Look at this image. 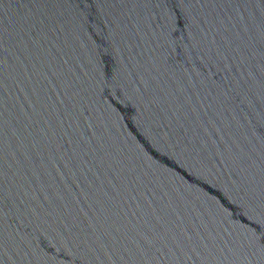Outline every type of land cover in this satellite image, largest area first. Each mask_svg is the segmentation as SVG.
<instances>
[{
    "label": "water",
    "instance_id": "water-1",
    "mask_svg": "<svg viewBox=\"0 0 264 264\" xmlns=\"http://www.w3.org/2000/svg\"><path fill=\"white\" fill-rule=\"evenodd\" d=\"M0 264H264V0H0Z\"/></svg>",
    "mask_w": 264,
    "mask_h": 264
}]
</instances>
